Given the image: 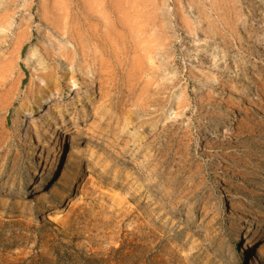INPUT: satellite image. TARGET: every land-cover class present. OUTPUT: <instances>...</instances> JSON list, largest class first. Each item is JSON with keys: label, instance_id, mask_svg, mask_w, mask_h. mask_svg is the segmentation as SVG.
Returning <instances> with one entry per match:
<instances>
[{"label": "rangeland", "instance_id": "374dc122", "mask_svg": "<svg viewBox=\"0 0 264 264\" xmlns=\"http://www.w3.org/2000/svg\"><path fill=\"white\" fill-rule=\"evenodd\" d=\"M1 2L0 54L18 53L0 92V264H264V0H114L112 34L100 0L107 68L85 49L84 0ZM70 26L79 42L56 37ZM79 44L90 59L64 72L59 48ZM59 147L68 209L43 198Z\"/></svg>", "mask_w": 264, "mask_h": 264}, {"label": "bare ground", "instance_id": "6f19581e", "mask_svg": "<svg viewBox=\"0 0 264 264\" xmlns=\"http://www.w3.org/2000/svg\"><path fill=\"white\" fill-rule=\"evenodd\" d=\"M14 1H17V0H14ZM1 3L2 2L0 0V4ZM101 11H102V9H101L100 0H84L83 12H82V22H81V25H83V28H84L83 34H82L83 35L82 39L86 40V42H87V43L84 44L87 53L88 52L93 53L92 50H90V45L93 44V42L102 45V49L104 50V54H102L103 58H102V60H101L102 62H100V64H101V66H105L107 68V65H105L103 59H106L105 58L106 54L107 55H111V56H115L116 50L114 48V42H113L112 36H106V33H105L104 30H102V31L99 30L100 27H101ZM115 11H116V4L114 3V0H110L109 12L111 14V19L109 21V25L111 27V31H110L111 34L113 33L112 31L115 30V21L117 19ZM98 20H99V23L97 24ZM233 21H234V19H233ZM261 21L264 22V19L262 18ZM243 24H245V22ZM3 25L4 26L5 25H11V22L8 20V15L7 14L6 15H2V16L0 15V48L3 47V43L5 42V41H3V39L5 38L4 31L2 30V26ZM104 27L106 28L107 25H105ZM214 33L215 34H219V31L217 32V31L213 30L212 34H214ZM235 33H236L237 36L240 35V34H238L237 31ZM56 34H57L56 37H60V35H69L70 38H74L77 41L79 39L78 33L76 31V27H73V26H70L68 28H64V30L62 32L56 33ZM227 37H229V38L233 37V34L231 32H229ZM233 38H235V36ZM237 38L239 40H241V42L244 41L241 36H238ZM263 38H264V36H263ZM259 40L260 39L258 37H256V39L254 41L257 42ZM18 42H19V37H17L15 39L14 45L16 46L18 44ZM263 43H264V40H263ZM84 46L79 44L78 47L74 46V48H70V47H67V46L59 48V54L58 55L64 56V58L66 60V62L63 63V64H65L64 68H63L64 72H68V71L69 72H73V73L76 72L77 69L75 68V63L80 59L82 53H83L82 57H85V58L87 57V59H90L89 56L91 54H86L85 53V50L83 49ZM97 46L94 47V50L97 49ZM108 49H109V51H108ZM213 49H215V51L212 52V56L214 58H216V56L219 54V52H222L224 50V49H220L219 50V44L218 43H217V45H215V47ZM250 50H251V48H250ZM252 51L250 53H252ZM17 53L18 52L16 51V49L12 50V52L9 54L8 58H3V55L0 54L1 55L0 56V76H1L0 77V92H1V89H3V87L5 86L4 80H6L5 73L7 72V69L9 68L12 71L13 68H14L15 59H17L16 58V54ZM84 53L86 54V56L84 55ZM45 54L46 55H43V57L45 56L47 58V55H49L50 53L49 52H45ZM221 57L224 58L225 57V53H223L221 55ZM238 57H241V56L238 55ZM54 60L56 62V66H54L53 68H50L48 70V72L59 71V69H61V67H62V63L60 61H57L56 57H55ZM224 60H225V58H224ZM240 60H241V58L238 59L236 61V63L238 61H240ZM24 61L30 67V69H33L34 71L37 70V68H36L37 65H38V67L42 66L43 69H45L46 65H47L46 62L44 61V59L41 58V57H37L35 61H31L30 56H28L27 58L24 59ZM241 63L245 64L243 62V60L241 61ZM212 64H214V65H213V68H211V69L212 70H216L217 74H221L222 70L221 71L219 70V65H217L216 60L213 61ZM225 68H229V66H225ZM110 71L111 72L113 71V65L110 67ZM73 77H75V75H73V76H71L69 78V82L71 83L70 88L77 86L75 80L73 79ZM217 80H218L217 78H214V79L211 80L212 86H213L214 83H216ZM244 85L242 83L241 92H243L244 88H246V87H244ZM231 86L234 87L233 84H231ZM34 102L40 104L39 102H37V99L35 97H34L33 103ZM147 119H150V117L149 118L147 117ZM102 123H105V119L102 120ZM100 124H101V122H100ZM56 131L57 130L54 127L53 133L56 132ZM74 131H76V129H74ZM99 138H100V136H99ZM51 139L55 141L56 140V136L55 135L52 136ZM136 153H137V150H136ZM138 154L140 155V152ZM54 166L56 167V169L58 171L57 175L55 177H52L51 175H50L49 178L45 177V173H46L45 169L43 168L44 170L42 169V171H41V175H43L46 179L48 178L47 179L48 181L46 180V183H48L47 191L44 193V195H43L44 197L43 196L42 197L44 198V201L46 202V207H48V208L49 207L50 208H61L60 206L65 207V204H67V202H65V195H66V193H68L71 190H73L75 185L72 186V188H69V187L71 185H73V182L75 180H74V177L72 176V174L70 172V167H69L68 161L64 160V154L61 151L60 147H59V150L56 153L55 158H54ZM141 173L145 174L147 177H150V176L153 175L152 170L149 167H147V166L142 167V172ZM59 187L66 188L67 190L63 191ZM65 208L68 209L69 208V204H67ZM259 224H261V226L264 229V211L259 213ZM247 232H249L250 234L253 235V237H252L253 239H256L257 236L259 235V233H258V235L257 234L254 235V232L250 231V229H247ZM250 243H251V241H250ZM251 246L253 247L252 244H251ZM246 249H247V245L244 244V246L242 247L241 252H243ZM253 255H254L256 260H262L263 259L264 251H263V243L262 242L258 243L257 245H255V248L253 249Z\"/></svg>", "mask_w": 264, "mask_h": 264}]
</instances>
